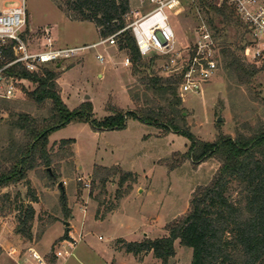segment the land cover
Wrapping results in <instances>:
<instances>
[{"label": "rangeland", "instance_id": "1", "mask_svg": "<svg viewBox=\"0 0 264 264\" xmlns=\"http://www.w3.org/2000/svg\"><path fill=\"white\" fill-rule=\"evenodd\" d=\"M26 1V35L31 42L42 38L47 25L59 45L87 44L107 37L101 35L94 21L71 18L65 12V0ZM153 6L150 1L130 0L127 22ZM170 17L176 32L174 48L143 55L147 68L137 69L132 59L124 64L131 54L120 45L118 34L114 43L88 47L59 66L51 63L60 72L58 83L66 103L74 108L90 100L97 121L118 109L166 105L164 95L146 84L147 73L177 74L171 68L185 61L203 22L219 47L254 39L248 26L220 22L201 0H181L179 7L171 9ZM99 52L104 60L98 58ZM35 84L28 79L20 83L17 96L7 99L12 111H29L39 118L49 114L50 102L37 103L28 95ZM179 93L189 129L203 140L213 141L221 132L234 136L239 131L250 133L252 126L264 121V68L251 80L240 82L219 60L217 71L200 91L179 88ZM0 115V145L4 146L9 136V108L0 107ZM126 122L123 127L110 128L96 127L86 118L72 119L49 134V169L56 177H50L47 166L41 164L29 170L26 178L0 187V264H19L16 258L30 248L43 252L59 246L71 248L69 243L59 242L67 233L68 238L76 239V246L72 254L60 256L58 264L162 263L153 250L137 254L127 250L123 238L143 240L168 234V223L189 209L194 189L211 180L220 161L208 157L195 162L186 154L192 142L188 134L165 130L131 114ZM6 165L0 156V170ZM104 166H118L132 173L123 183L121 172L111 173L103 184ZM232 193L238 197V190ZM23 201L34 207L31 238L15 229ZM192 254L193 248L177 238L175 253L167 264H191Z\"/></svg>", "mask_w": 264, "mask_h": 264}, {"label": "trees", "instance_id": "2", "mask_svg": "<svg viewBox=\"0 0 264 264\" xmlns=\"http://www.w3.org/2000/svg\"><path fill=\"white\" fill-rule=\"evenodd\" d=\"M201 1L208 4L220 22H235L247 28L236 9L226 0L221 3ZM63 5L71 18L94 21L103 36L119 31V43L131 54L134 66L137 69L143 68L141 66L148 67L132 28L126 27L130 0H65ZM210 22L218 29L213 18ZM246 44H226L219 47V60L240 82L251 80L264 68V60L259 64L244 56ZM6 73L35 82V86L27 91L28 95L37 103L50 102V112L39 118L29 111H12L7 102L10 97L0 96V107L9 108L8 143L0 145L1 159L9 165L0 170V187L26 178L29 170L41 164L47 166L50 177H56V173L49 169L52 155L48 144L49 134L53 129L76 117L89 119L96 127H123L131 114L165 130L188 134L192 142L187 155L195 162L216 157L220 165L210 181L199 184L194 189L189 209L168 223V234L146 236L143 240L123 238L127 250L136 254L143 250H153L162 259L161 264H167L170 256L175 253V240L179 238L180 242L193 248L191 264H264L263 120L252 126L250 133L239 131L234 136L221 132L213 141L198 138L189 129L184 107H181V73L168 76L152 70L147 73L146 84L164 95L166 105L160 103L153 107L143 105L127 110L118 109L115 114L101 121L92 116L93 105L90 100L74 108L66 103L58 83L60 72L51 64L44 65L38 71L14 64L6 69ZM1 118L0 115V120ZM102 168L106 171L102 178L103 184L111 173L121 172V183L132 173L118 166ZM234 189L238 190L237 198L233 196ZM33 218V205L23 201L20 204L16 231L31 238ZM67 236L68 233L63 238ZM1 250L0 247V252Z\"/></svg>", "mask_w": 264, "mask_h": 264}, {"label": "built area", "instance_id": "3", "mask_svg": "<svg viewBox=\"0 0 264 264\" xmlns=\"http://www.w3.org/2000/svg\"><path fill=\"white\" fill-rule=\"evenodd\" d=\"M4 0L0 2V96L15 97L20 83L26 78L7 74L6 69L21 64L31 71H38L44 65L61 63L78 55L82 50L101 43H114L119 31L100 40L87 44L59 45L50 25L43 29L42 38L31 42L26 35L28 5L26 0ZM152 2L154 6L140 15L126 27H131L139 49L146 55L153 51L169 52L174 48L176 32L171 22L170 11L179 7L181 0H141ZM232 5L241 19L250 28L253 40L247 43L243 53L251 61L264 59V0H226ZM98 58L104 60L99 52ZM175 59L172 58V61ZM59 61V62H58ZM124 64L131 63L127 55ZM173 65V63H172ZM219 67V45L211 29L203 22L194 43L189 48L182 65H173L172 70L182 74L179 88L185 91H200L203 83L209 80ZM87 185L90 181L85 182ZM71 248L55 247L43 252L37 248L19 254V264H58L60 256L70 255L76 246V239L64 237Z\"/></svg>", "mask_w": 264, "mask_h": 264}, {"label": "water", "instance_id": "4", "mask_svg": "<svg viewBox=\"0 0 264 264\" xmlns=\"http://www.w3.org/2000/svg\"><path fill=\"white\" fill-rule=\"evenodd\" d=\"M60 64H61V63H59L58 65H60ZM221 118H222V116L220 115V116H219V119H221ZM50 170H51V169H50ZM61 184H62V182H61Z\"/></svg>", "mask_w": 264, "mask_h": 264}]
</instances>
